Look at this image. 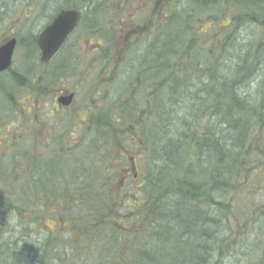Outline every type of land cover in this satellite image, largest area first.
Masks as SVG:
<instances>
[{
    "label": "trees",
    "instance_id": "16d2710c",
    "mask_svg": "<svg viewBox=\"0 0 264 264\" xmlns=\"http://www.w3.org/2000/svg\"><path fill=\"white\" fill-rule=\"evenodd\" d=\"M120 1L59 0L54 14L84 10L77 29L88 23L95 31L88 38L101 56L100 83L122 65L142 63L135 75L145 98L137 97L132 81L127 87L125 77L117 79L118 96L83 120L79 136L88 142L78 158L62 142L50 144L46 158L26 147L13 150L8 165L0 162V264H218L230 241H239L226 223L230 216L239 222L241 192L256 185L239 179L264 168V94L256 91L264 86V79L256 81L264 74V40L231 38L202 54L193 30L204 8L223 2L253 15L233 13L225 23L222 11L204 14L214 35L222 28L223 37L235 21L264 27V0H251L253 11L241 0H161L164 20L145 33L146 42L141 36L131 46L139 48L137 60L126 58L124 48H110L111 33H120L124 20L110 26L107 11L122 10ZM26 45V59L42 65L35 36ZM7 72L0 92L11 107L8 116L19 110L14 88L38 100L60 75ZM260 212L264 218V206ZM261 250L257 264H264Z\"/></svg>",
    "mask_w": 264,
    "mask_h": 264
},
{
    "label": "rangeland",
    "instance_id": "374dc122",
    "mask_svg": "<svg viewBox=\"0 0 264 264\" xmlns=\"http://www.w3.org/2000/svg\"><path fill=\"white\" fill-rule=\"evenodd\" d=\"M148 1L149 0H122L119 2L123 8L122 10L113 8L107 11L108 15L106 19L110 22V26L111 22L116 24L119 23L118 19L124 20V22L121 23V32L111 33V36L114 39L109 44L112 50L114 48L120 51L124 48L126 58H135L136 53L138 54V52H140L137 45L133 48L131 47L132 44H136L135 38H141V36H143V42H146L145 33L148 32L149 29H154L156 23L159 25V23L164 20L161 19L160 14L161 0H154L151 5L148 4ZM245 1L246 0H241L245 9L252 11L258 9L256 3L251 4V0H248L246 3ZM57 2H59V0H49L46 6L43 7L42 0H0V43L7 38H16V46L12 55V64L10 69L17 70L22 73L28 71L31 76L34 73V77H36L41 71L51 72L52 70L59 71L60 75L70 74L69 76H64L63 78L58 75V80L56 82H52V86H54L52 90L61 88L62 86L74 89L78 95L74 104L75 107L80 105L83 100L87 99L86 102H88L89 96L93 98V101H89L88 104L97 106V110L102 107H106L107 104L112 102V100L118 96L122 86L119 85V81L117 79L123 77L127 79V87L131 86L130 81H132L133 85L136 86L135 90L139 91L137 97L141 99V97L144 96L143 98H145L146 93L143 87L141 88L142 81L135 75L137 69L138 71L141 70L140 64L142 63H130L128 67L122 65L121 68L119 67L117 72H111L109 75L105 74L103 82L100 83V73L98 74L100 67L97 66V61L101 58V56L99 55L97 57L99 52L97 55L96 52H91V43L89 42L88 37L91 38L92 36L96 38L97 36L94 35L95 31H90L88 23H85V25L82 26V31L77 29L70 36L69 42L65 48L61 50L60 53H58L48 64L35 66L32 60L26 59L25 48L27 47L26 44L30 36H36L47 23L49 17L54 14V3ZM211 11H213V13H219L222 11V15L219 19L225 21V23L227 20H231V15L233 13H235V17L239 14L246 15V13H250L248 10H244L243 12L238 11V9L230 7L228 6V3L224 2L217 7L213 6V8H204L201 12L203 14H200L201 16H198L195 20L193 30L194 41L197 46H201L203 49L202 54L207 53L208 49H216V46H219V43L226 45L231 38H237L239 42H242V39H248L250 41L254 40V42L264 40V27L251 21H244V25L240 24L239 26V21H235L234 26L231 29L230 26L225 27V35L223 37L220 35V33L223 34L222 28L218 31L217 36L214 35L213 25L205 19L206 15L204 16V14ZM261 11V16L264 17V10ZM81 12L84 13V10L81 9ZM150 15H152L155 20L148 19V16ZM203 18L204 21L202 20ZM91 26L92 25H90V27ZM237 26H242L241 33L237 32ZM109 29L111 31V28ZM131 30L135 33V36H138L133 37V35H130L128 39L124 41L125 35L131 32ZM236 33L238 36L235 35ZM26 35L28 37H26ZM18 42H20L19 45ZM91 42L95 43L97 41L96 39H92ZM233 42H236V40ZM102 44L104 47L106 44L108 45V43L104 41ZM70 45L74 47V51L69 50ZM130 47L131 49H129ZM129 50L131 51L129 52ZM220 50L218 52L219 54ZM37 53L38 51L36 54ZM135 59L137 60L138 57ZM120 72H123L125 75L120 76ZM8 79L7 71L0 73V82L1 80L8 82ZM260 79H264V74L263 76L258 77L256 81H259ZM257 90L264 94V86L262 88H257L256 91ZM89 91H94L92 93L93 95ZM49 93L50 92L45 94L43 98L37 97L38 104L41 105V107L44 106V104L47 105V111H45L46 106L42 109H38L39 116H44L50 109L54 111V106H52V104L53 99L55 100V92L52 91L50 94ZM14 97L18 108L23 105L26 106L34 104L35 101V99L31 98V95L26 89H20L18 87L14 88ZM3 100L4 102H7L3 93L0 92V117L3 120V123H0V138L6 136V138H3L0 142V162L5 166L8 165L9 158L13 150L21 151L24 150V148L26 149V147H32L35 152H41V155L46 158L50 147L49 145L52 144V142H50V138H62V133L65 134V137L72 139L70 142H66L67 144L64 146L65 148H69V150L73 151L76 158L79 157V153L86 151L85 142H88V139L79 136V134H81V128L77 133L75 132L74 137L68 135V131L71 130V128L78 130L81 125H87L86 122L80 120V117L76 118L75 124L69 122V117V119L64 118V122H61V124L58 125L54 123L58 117V115L55 114L53 119H48V125L46 128V124L43 123L42 119L39 122L33 119L32 113L26 115L29 119L12 115L8 116L11 107L9 103L8 106L7 103L3 102ZM55 102L56 101H54V103ZM141 106H143V104H141ZM64 110L65 109H62V112ZM73 111L74 109L70 110V112ZM70 112L68 114L66 112L65 116L70 115ZM15 140L18 142L14 145L13 142ZM43 141L49 142V144H47L48 146ZM35 142H40V144H35ZM62 142L63 140L58 141L61 145ZM261 162L264 164V157ZM128 170H130L129 166ZM239 180L240 185L243 184L242 182L248 180L255 182L256 185L241 192L243 200L240 202L242 203V212L244 213L241 215V218L238 219L239 222H236L235 224L231 216L227 220L226 224H229L230 229L236 233L235 238L239 241L235 240L234 243L230 241L231 244L229 245V250L225 251L226 254L223 256L222 261L218 264H257V262L262 258L261 254L263 251L261 249L264 250V218L261 215L260 208L264 206V168L262 172L258 170L253 178H250V176L245 173ZM0 184H2L1 179ZM257 186L261 187V189L258 190ZM239 196L240 195H238V197ZM246 216L249 219L246 223H243V219ZM43 221L45 225H51L50 223L52 222L50 219ZM257 245H260L259 248H257ZM215 259L216 257H214L212 261Z\"/></svg>",
    "mask_w": 264,
    "mask_h": 264
},
{
    "label": "water",
    "instance_id": "95a60500",
    "mask_svg": "<svg viewBox=\"0 0 264 264\" xmlns=\"http://www.w3.org/2000/svg\"><path fill=\"white\" fill-rule=\"evenodd\" d=\"M80 11L76 8L61 9L53 20L37 35L36 44L40 50V62H48L60 49L67 36L76 28ZM16 45V38L4 40L0 44V72L8 69L12 63V55ZM73 94L59 97L63 105L71 102Z\"/></svg>",
    "mask_w": 264,
    "mask_h": 264
},
{
    "label": "flooded vegetation",
    "instance_id": "af4514ba",
    "mask_svg": "<svg viewBox=\"0 0 264 264\" xmlns=\"http://www.w3.org/2000/svg\"><path fill=\"white\" fill-rule=\"evenodd\" d=\"M58 12H57V14H58ZM55 16H53L46 23V26L53 20V18ZM76 29L66 38V40L64 41L62 47L60 48V51H61V49H63L68 44L70 36L76 31ZM37 35L35 36V45H36ZM90 45H91V52H95L96 46H93L92 44H90ZM69 50L70 51H74V47L72 45H70L69 46ZM48 63H46V64H48ZM69 75L70 74H66V75L64 74V75H60V76L61 77H64V76H69ZM53 91L55 92V96H54L55 97V100L53 99V104H52V106H54V111L50 109L49 112L46 113L44 116L43 115H40L39 116L38 109L39 108L42 109V108H44L46 106L45 107V111H47V105L44 104V106L41 107V105L38 104V100H35L34 101V104L26 105V106L23 105L20 108H18L19 110L16 111L12 116L28 118V117H26V115L32 113L33 114V119H35V121H37V122H39L42 119L43 123L46 124V128H47L48 119H50V118L53 119L55 117V114H57L58 117H57V119H56V121L54 123H56V124L59 125V124H61V122H64L63 121L64 118L65 119L66 118L69 119V117H70L69 122L72 123V124H75L76 118H79L80 117V120H84L86 116L91 117V114L94 113V108H96V106H92L91 104H88L89 101H91V102L93 101L92 100V97L89 96L88 102H86L87 99L86 100H83L82 103H80V105H78V106L75 107L74 104H75V101H76L78 95L76 94L77 92L74 89L68 88L66 86H62L61 88L55 89ZM70 93H72L73 96H72L71 102L68 105H63V104H61L58 101V99H59L60 96L66 95V94L68 95ZM54 101H56V102L54 103ZM62 109H65V110L62 112ZM71 109H74V111L73 112H70ZM66 112H67V114L70 112V115L65 116V113ZM35 113H37V114H35ZM76 113H77V116H76ZM80 128H83V125H81L78 128V130L75 129V128H71V130L68 131V135L71 136V137H74L75 136V132L77 133L80 130ZM61 137L62 138H57V137L50 138V140H51L50 142H52V143L53 142L54 143H58L59 140H63V143L64 142L65 143L66 142L68 143V142H70V140H72L69 137H65V134L64 133L61 134ZM3 138H6V136H3ZM3 138H0V142L3 140ZM42 140H43V138H42ZM43 142L46 145L49 144V142H45V141H43ZM35 144H40V142H35ZM127 173H128V170L125 171V174H127Z\"/></svg>",
    "mask_w": 264,
    "mask_h": 264
},
{
    "label": "bare ground",
    "instance_id": "6f19581e",
    "mask_svg": "<svg viewBox=\"0 0 264 264\" xmlns=\"http://www.w3.org/2000/svg\"><path fill=\"white\" fill-rule=\"evenodd\" d=\"M246 15H247L248 17L252 16L251 13H246Z\"/></svg>",
    "mask_w": 264,
    "mask_h": 264
}]
</instances>
